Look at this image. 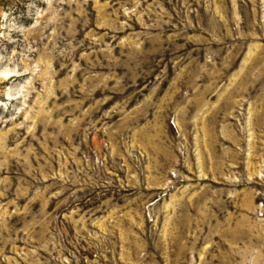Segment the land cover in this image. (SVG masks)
Listing matches in <instances>:
<instances>
[{
  "label": "rangeland",
  "instance_id": "1",
  "mask_svg": "<svg viewBox=\"0 0 264 264\" xmlns=\"http://www.w3.org/2000/svg\"><path fill=\"white\" fill-rule=\"evenodd\" d=\"M0 264H264V0H0Z\"/></svg>",
  "mask_w": 264,
  "mask_h": 264
}]
</instances>
